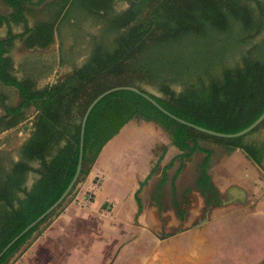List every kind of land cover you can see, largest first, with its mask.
<instances>
[{
  "label": "trees",
  "instance_id": "1",
  "mask_svg": "<svg viewBox=\"0 0 264 264\" xmlns=\"http://www.w3.org/2000/svg\"><path fill=\"white\" fill-rule=\"evenodd\" d=\"M1 1L7 9L0 11L6 26L0 35V132L6 131L0 140V250L70 182L82 116L105 89L135 86L175 115L222 132L246 127L264 110V0H125L120 8V0ZM37 10L47 18L30 23L27 14ZM55 38L56 57L38 62L36 71L14 65L16 41L46 47ZM55 63L69 69L38 86ZM29 115L27 135L13 144ZM133 118L166 131L180 150L171 160H179V169L194 151L203 152L204 186L211 151L202 142L241 148L258 163L264 157V118L242 135L218 136L172 118L133 90L110 91L87 116L81 169L71 189L1 254L0 264H12L41 233L102 147ZM160 148L146 178L159 168L167 145ZM136 200L139 211V190Z\"/></svg>",
  "mask_w": 264,
  "mask_h": 264
},
{
  "label": "crops",
  "instance_id": "2",
  "mask_svg": "<svg viewBox=\"0 0 264 264\" xmlns=\"http://www.w3.org/2000/svg\"><path fill=\"white\" fill-rule=\"evenodd\" d=\"M46 54L29 53L16 60L12 51L16 67L35 71L38 62L57 52ZM56 66L38 79V86L51 82L40 84ZM26 120L22 127L28 133ZM143 121L152 125L127 122L107 141L86 179L12 264H26L30 257H44L42 262L49 264L264 262V157L258 163L241 148L225 151L221 145L202 142L211 151L210 179L204 186L200 174L205 154L194 151L179 169V160H171L180 150L162 140L157 143L167 149L157 171L146 178L161 154L154 136L166 131L154 121ZM148 136L153 141L142 147ZM172 148L177 151L169 155ZM79 223L80 233H73Z\"/></svg>",
  "mask_w": 264,
  "mask_h": 264
},
{
  "label": "water",
  "instance_id": "3",
  "mask_svg": "<svg viewBox=\"0 0 264 264\" xmlns=\"http://www.w3.org/2000/svg\"><path fill=\"white\" fill-rule=\"evenodd\" d=\"M130 89L133 90L137 93H140L141 95H143L144 97H146L148 100H150L155 106H157L160 110H162L164 113H166L167 115L171 116L172 118L188 125V126H192L198 130L210 133V134H214V135H218V136H225V137H232V136H239L242 135L246 132H248L249 130H251L253 127H255L263 118H264V110L250 123L248 124L246 127L235 131V132H222V131H217V130H213L211 128H207L205 126L196 124L194 122L188 121L184 118H181L177 115H175L174 113L170 112L168 109L164 108L161 104H159L152 96H150L148 93L140 90L139 88L132 86V85H116V86H112L108 89H105L104 91H102L101 93H99L87 106L82 119H81V126H80V141H79V153H78V159H77V164H76V169L75 172L70 180V182L68 183V185L66 186V188L64 189V191L59 195V197L51 204L49 205L42 213H40L35 219H33L30 223H28L21 231H19L14 237H12L6 244L5 246L0 250V256L1 254L19 237L21 236L25 231H27L30 227H32L34 224H36L40 219H42L47 213H49L53 208H55L61 201L62 199L66 196V194L68 193V191L71 189L73 183L75 182L80 169H81V163H82V155H83V138H84V128H85V123H86V119L87 116L90 112V110L92 109V107L94 106V104L105 94H107L110 91H113L115 89Z\"/></svg>",
  "mask_w": 264,
  "mask_h": 264
},
{
  "label": "rangeland",
  "instance_id": "4",
  "mask_svg": "<svg viewBox=\"0 0 264 264\" xmlns=\"http://www.w3.org/2000/svg\"><path fill=\"white\" fill-rule=\"evenodd\" d=\"M125 5H126V1L125 0H120V1H118L116 3V6L119 7V8L120 7H123ZM6 8H7L6 5L0 0V11L5 12L6 11ZM27 15H28V18H29V22L30 23H33V22H35L36 20H39V19L47 18V15L45 13V10H41V11L40 10H37V11H35L33 13L32 12L31 13H28ZM5 28H6L5 25L0 26V34L5 31ZM17 28L19 29L20 26H15V29H17ZM12 51H13V55L16 58V60H20V58L26 57L29 53H34V54L40 55V56L47 55L46 52H48V53H55V52L58 51V39L55 38V40L53 42H51L44 49H35V50H28L26 47H24V45L22 43H18L14 47V49ZM68 69L69 68L66 67V66L59 67L57 65L56 68L54 69V71L52 72V74L48 78H46L44 80H41L40 81V84H43L45 81H52L56 77V75H59L62 72L68 70ZM28 121L29 120H26L25 123L26 124H29ZM142 124H146V125L151 124L152 125V123L144 122L142 119H135V118H133L128 123V125H131V126L132 125L141 126ZM22 125H23V123L20 124V127L16 131V134H15V137H14L15 139L13 138V140H12L13 141V144L19 143L27 135V133L23 129ZM5 133H6V131L0 132V140H1V138L3 137V135ZM262 133H264V130L262 131ZM152 138H150V136H148L145 140H142L141 142L144 143V144H141L142 147L148 146L153 141ZM154 138H155V140L157 139L156 141L154 140L156 145L157 144L159 145V143H157V142L162 141V140H165L171 146L170 138L167 136V134L165 132H162V135L161 136H159V135L158 136H154ZM157 148L161 150L160 145ZM172 149L173 150L169 153V155H171L172 153H175V151H177V148H172ZM139 151H141V150L139 149ZM154 157H155V154H154ZM142 161H144V160H142ZM28 181H30V180H28ZM65 203H66V201H65ZM65 203H64V205H65ZM78 222H80V219L78 220ZM42 225L44 227L46 225L45 222ZM74 226H75L76 229L74 231H72V232L73 233H75V232L80 233V230L79 229L81 228V224L79 223V224H76ZM69 236L71 237V235H69ZM43 258H41V259L37 258L36 260L34 259V257L27 258L26 259V264H49L48 262H42L43 261Z\"/></svg>",
  "mask_w": 264,
  "mask_h": 264
},
{
  "label": "flooded vegetation",
  "instance_id": "5",
  "mask_svg": "<svg viewBox=\"0 0 264 264\" xmlns=\"http://www.w3.org/2000/svg\"><path fill=\"white\" fill-rule=\"evenodd\" d=\"M262 264H264V262Z\"/></svg>",
  "mask_w": 264,
  "mask_h": 264
}]
</instances>
